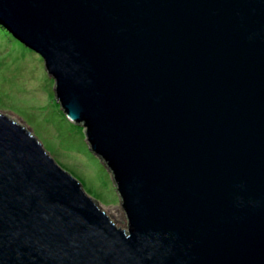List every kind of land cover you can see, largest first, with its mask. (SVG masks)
<instances>
[{"label": "water", "instance_id": "95a60500", "mask_svg": "<svg viewBox=\"0 0 264 264\" xmlns=\"http://www.w3.org/2000/svg\"><path fill=\"white\" fill-rule=\"evenodd\" d=\"M0 21L127 216L0 112V264H264V0H0Z\"/></svg>", "mask_w": 264, "mask_h": 264}, {"label": "rangeland", "instance_id": "374dc122", "mask_svg": "<svg viewBox=\"0 0 264 264\" xmlns=\"http://www.w3.org/2000/svg\"><path fill=\"white\" fill-rule=\"evenodd\" d=\"M14 37L17 40L8 34L0 38V112L30 128L57 163L79 177L116 225L126 228L127 216L111 171L90 149L84 127L66 117L43 58Z\"/></svg>", "mask_w": 264, "mask_h": 264}, {"label": "trees", "instance_id": "16d2710c", "mask_svg": "<svg viewBox=\"0 0 264 264\" xmlns=\"http://www.w3.org/2000/svg\"><path fill=\"white\" fill-rule=\"evenodd\" d=\"M5 34H8V35H10V37H12V38H15L14 37V35H13V33L12 32H10L7 28H5L2 24H0V38L3 36V35H5ZM16 39V38H15ZM17 40V39H16ZM19 43H20V41H19ZM21 43H23V42H21ZM23 45L24 46H26L27 48H28V46L26 45V44H24L23 43ZM40 55V54H39ZM41 56V55H40ZM71 172V171H70ZM72 173V172H71ZM74 174V173H73ZM76 175V174H75ZM77 178L79 179V177L77 176ZM81 181V180H80ZM83 184V183H82Z\"/></svg>", "mask_w": 264, "mask_h": 264}, {"label": "clouds", "instance_id": "9594fccd", "mask_svg": "<svg viewBox=\"0 0 264 264\" xmlns=\"http://www.w3.org/2000/svg\"><path fill=\"white\" fill-rule=\"evenodd\" d=\"M11 32V31H10ZM76 177V176H75ZM82 183V182H81Z\"/></svg>", "mask_w": 264, "mask_h": 264}]
</instances>
